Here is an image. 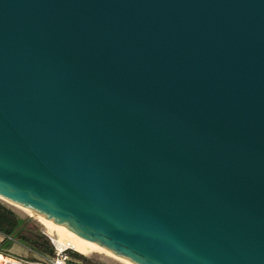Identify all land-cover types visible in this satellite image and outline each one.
<instances>
[{
    "label": "water",
    "instance_id": "obj_1",
    "mask_svg": "<svg viewBox=\"0 0 264 264\" xmlns=\"http://www.w3.org/2000/svg\"><path fill=\"white\" fill-rule=\"evenodd\" d=\"M0 199L131 264H264V0H0Z\"/></svg>",
    "mask_w": 264,
    "mask_h": 264
},
{
    "label": "trees",
    "instance_id": "obj_2",
    "mask_svg": "<svg viewBox=\"0 0 264 264\" xmlns=\"http://www.w3.org/2000/svg\"><path fill=\"white\" fill-rule=\"evenodd\" d=\"M0 233L26 246L41 256H51L53 246L48 237L29 219H19L10 209L0 204ZM74 264H95L83 259L75 252H69ZM72 257L75 258L72 259Z\"/></svg>",
    "mask_w": 264,
    "mask_h": 264
},
{
    "label": "bare ground",
    "instance_id": "obj_3",
    "mask_svg": "<svg viewBox=\"0 0 264 264\" xmlns=\"http://www.w3.org/2000/svg\"><path fill=\"white\" fill-rule=\"evenodd\" d=\"M6 201V200H4ZM8 202V201H6ZM10 203V202H8ZM11 205L15 206L16 208L29 213L31 216H35L48 230L45 231V233L50 236L51 238L55 239L58 243L63 244V245H69L72 250H74L77 253H80L82 255H89L92 252H98L101 254H104L120 263L123 264H131L128 261H125L123 259H120L118 257H116L115 255L109 253L108 251L100 248L99 246L90 243L88 241L83 240L82 238H80L79 236H77L76 234L72 233L71 231L65 229L64 227H61L59 225H56L46 219H43L42 217L33 214L30 211H27L26 209H23L17 205H14L12 203H10ZM57 230L60 233L59 237H56L54 234L51 233V230Z\"/></svg>",
    "mask_w": 264,
    "mask_h": 264
},
{
    "label": "built area",
    "instance_id": "obj_4",
    "mask_svg": "<svg viewBox=\"0 0 264 264\" xmlns=\"http://www.w3.org/2000/svg\"><path fill=\"white\" fill-rule=\"evenodd\" d=\"M51 242L53 246V254L51 256H41L38 255L36 258L28 259L10 253L8 251L0 250V264H71L72 260L69 252H72V248L69 245H63L58 243L55 239L48 236L43 232ZM10 240H13L10 237H7ZM30 252H33L28 248Z\"/></svg>",
    "mask_w": 264,
    "mask_h": 264
},
{
    "label": "rangeland",
    "instance_id": "obj_5",
    "mask_svg": "<svg viewBox=\"0 0 264 264\" xmlns=\"http://www.w3.org/2000/svg\"><path fill=\"white\" fill-rule=\"evenodd\" d=\"M0 204L5 206L6 208L10 209L13 213H15V215L19 219H22V220L29 219L30 222L32 224H34L35 226H37L42 232H45L46 230H48L35 216H31L29 213L24 212V211L16 208L15 206L11 205L10 203H8L2 199H0ZM51 233L54 234L56 237L60 236V233L57 230L53 229V230H51ZM72 252H75V251H72ZM13 253L18 254V256L28 258L29 257L28 254L30 252L27 249L20 247V249H15L13 251ZM75 253H77V252H75ZM78 254L81 255L83 257V259L88 260L91 263H95V264H123V263H120V262H118V261H116V260H114V259H112V258H110L104 254L98 253V252H92L91 254H89L87 256L82 255L80 253H78ZM72 259L75 260L74 257H72ZM71 264H73V263H71Z\"/></svg>",
    "mask_w": 264,
    "mask_h": 264
},
{
    "label": "crops",
    "instance_id": "obj_6",
    "mask_svg": "<svg viewBox=\"0 0 264 264\" xmlns=\"http://www.w3.org/2000/svg\"><path fill=\"white\" fill-rule=\"evenodd\" d=\"M20 247H23V248L28 250L27 247L21 245L20 243L16 242L15 240H10L9 238H7L6 236H4L3 234L0 233V250L13 253V251L15 249H20ZM15 255H18V254H15ZM38 255L39 254H37L36 252L33 251V252H30L28 254V256H29L28 258L33 259V258H36Z\"/></svg>",
    "mask_w": 264,
    "mask_h": 264
}]
</instances>
